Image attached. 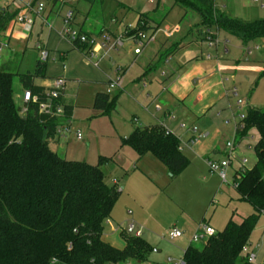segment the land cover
Returning <instances> with one entry per match:
<instances>
[{
  "label": "rangeland",
  "instance_id": "obj_1",
  "mask_svg": "<svg viewBox=\"0 0 264 264\" xmlns=\"http://www.w3.org/2000/svg\"><path fill=\"white\" fill-rule=\"evenodd\" d=\"M32 1L44 5L43 12L34 20L32 38L23 42L12 39L10 44L4 45L0 53V67L14 58L16 63L19 62V73L32 71L41 54L37 45L48 51L47 78L38 79L36 83L50 87L57 78H64L66 100L74 106L71 122L66 125L69 130L61 133L60 131L64 130L61 125L55 136V141L58 140L59 143V155L68 160L86 161L93 165L99 163L101 156H113V161L102 167L109 185H114V180L124 183L125 176L133 171L137 159L136 151L127 145L122 146L121 139L128 137L135 127L147 126L145 116L163 115L157 110L159 103L149 105L146 99L150 98V94L147 93L145 85L137 80L142 72L133 65L136 56L131 44L132 37L124 34L128 27H136L141 14L148 15L151 19L149 26L142 30L147 37L155 34L164 40L183 42L187 47L202 49L211 56L216 55V46L219 56L224 55L225 42L226 48L229 49L228 58L239 64H260L257 60L264 59V38L253 40L244 46L237 37L218 30L216 25L202 22L197 9L211 4V0H196L193 7L177 4L175 0H103L92 10L88 3L76 2L77 12L72 26L76 29L82 27L98 43L103 42L106 36L109 37V44L99 53L98 59H90L87 48L73 49L71 42L62 35L65 16L69 10L67 6L61 7L58 2L53 8L52 0H1L0 3L11 4L16 8ZM216 2L219 7L225 6L223 10L233 16L250 21L264 19V7L253 0ZM30 14L32 18L35 16L33 12ZM112 19L116 20L114 24L111 23ZM104 28L109 29L111 34L103 33ZM165 30L170 32L169 38L164 36ZM208 36H211L212 42ZM118 39L124 41V45L112 48L111 45ZM248 50H251V54ZM147 57L145 53L137 57L144 64V68L148 63ZM96 62L98 66L95 65ZM164 68L163 64L150 73L149 78L153 83ZM236 76L238 84L232 93L235 116L245 114L247 105L264 107V77L259 78V74L254 75L249 71H240ZM118 79L120 87L116 86L109 92L111 99L116 98L114 107L106 114L95 109V95L98 92L108 93L109 83L117 82ZM14 89L15 99L18 105H21L23 89L17 76L14 78ZM185 125L199 128L197 122ZM182 130L186 133L185 129ZM77 131L81 132V139H78ZM172 132L183 140V136L176 130ZM233 137L234 135L223 136L220 143L223 151L226 150V142L232 141ZM258 139L259 134L255 129L239 139V154L248 160L246 168H251L257 161L254 146ZM184 152L191 158L188 150ZM224 157L214 156L218 161ZM192 162L172 182L168 180L166 167L160 162L164 170L163 178L162 172L159 171L158 175L154 176L158 184L149 183L154 192L149 188L150 190L144 189L141 193V200L147 204L143 209L134 207L135 202H139L135 197L130 199L122 194L118 198L113 212H116L123 223L116 222V226L125 228L134 223L136 229H141V237L151 244L147 262L130 261V264L180 262L183 251L194 235L200 232L199 224L208 223L219 232L224 229L233 214L234 221L240 222L244 216L254 212L249 202L239 199L232 184L233 166L229 168L228 180L224 182L217 173L210 171L208 165L196 163L194 160ZM173 227H177L183 235L171 240L168 234ZM117 238L121 242L124 241L119 233ZM250 243L251 249H254L257 255L255 264H264V214H261L255 225ZM192 245L202 248L203 242H193Z\"/></svg>",
  "mask_w": 264,
  "mask_h": 264
},
{
  "label": "trees",
  "instance_id": "obj_2",
  "mask_svg": "<svg viewBox=\"0 0 264 264\" xmlns=\"http://www.w3.org/2000/svg\"><path fill=\"white\" fill-rule=\"evenodd\" d=\"M56 3V0H53ZM92 10L103 0H79ZM196 0H175L177 4L194 6ZM202 22L237 37L244 44L264 38V19L247 21L215 8L197 9ZM18 14L0 5V37ZM149 16L141 14L136 27L125 35L134 37L148 27ZM74 49L83 46L72 44ZM179 44L160 54L159 60L175 53ZM14 59V58H13ZM11 59L0 67V264H126L145 263L151 245L141 236L120 234L123 249L103 239L105 224L119 198L116 185L106 182L103 166L113 157L101 156L96 165L68 160L50 147L58 128L73 116L74 106L64 95L53 98L50 88L35 83L46 79L47 62L38 59L33 71L19 73V62ZM155 66V65H154ZM150 65L144 75L148 74ZM21 88L30 90L38 102H30L21 114L15 99L14 78ZM264 76V72L261 77ZM52 99L63 106L62 117L40 111V104ZM107 92H98L93 107L108 113L115 105ZM244 128L237 129L244 138L252 129L259 134L254 146L257 161L235 177L239 199L249 202L254 212L240 222L231 217L223 230L216 232L199 248L190 244L183 254V264H252L244 251L250 243L255 225L264 214V107L248 106ZM121 145L131 147L142 157L151 154L168 169L173 181L189 164L180 150V139L162 124L136 127Z\"/></svg>",
  "mask_w": 264,
  "mask_h": 264
},
{
  "label": "crops",
  "instance_id": "obj_3",
  "mask_svg": "<svg viewBox=\"0 0 264 264\" xmlns=\"http://www.w3.org/2000/svg\"><path fill=\"white\" fill-rule=\"evenodd\" d=\"M216 1L217 0H211V4L209 5L207 4L203 6V8H206L207 10H213L217 8L219 9V11L227 13L226 11L223 10L225 6H223V8L219 7ZM52 2L54 8V6H56L58 2L54 3L53 0ZM75 3L67 4V5L64 4L68 8H72L74 16L77 12ZM255 3H259L262 8L264 7V0H260V2H255ZM0 5L9 8L11 11H18V14L20 12H24V6H16L15 8L11 4L2 5L0 3ZM64 5L61 4V7ZM43 10L41 12H43ZM40 14H35V16L33 17L34 20L37 16H40ZM150 21L151 19L147 21L148 24L150 23ZM115 22L116 20L114 19L111 20V23L114 24ZM80 29L84 31L82 27H80ZM32 30L33 28L31 30H26L19 25H9L6 32L0 37L1 51L3 46L10 44L12 39L20 42H23L27 38L30 40L32 38ZM157 31L158 29H156V32ZM84 32H86L87 34L89 33L87 31ZM102 32L103 33L108 32L111 34L110 30L107 28H104ZM225 33L229 36H232L227 32ZM113 34L116 33H112V35ZM164 36L166 38H169L171 34L168 30H165ZM239 41L244 46H246L249 43L248 42L244 44L240 39ZM228 42L229 41L227 40V43ZM1 44H3V46ZM131 44L134 49L135 46L133 40ZM175 44H179L180 49H178L175 53H172L171 55L165 57L164 59L159 60L160 54ZM119 45L123 46L124 41L121 40V44ZM211 45L212 44H210V46ZM71 47L73 48L72 43H71ZM224 47H225L224 55L219 56L217 52L218 48L216 46V55L211 56L209 53L207 54L202 49L200 50L198 48L193 49L187 47L183 42H177V41L171 42L168 41V39L164 40L154 34L153 40L148 43L146 48L140 54L136 55L134 53V55L136 56L133 62L134 68L142 72L138 76L137 80L143 83V85H145L147 89V93L149 92L150 94V96L148 95L150 98H146V99L148 100L149 105L150 103H159L160 106L156 104L157 106H159L157 110L162 112L163 114L159 116L158 115L145 116V120L148 123L147 126L162 124L168 131L172 132L173 130H176V132L180 136H183L182 137L183 140L181 141V138L177 136L176 133L172 132L180 139L181 145L183 144L182 152L189 158L190 160L189 166L193 163L192 160H194L196 163L201 162L202 164L207 165L206 163L207 159L214 160L215 159L214 156L217 155L225 156L226 150L223 151L220 148V143L222 141L223 136L234 135L233 137L234 139L236 135V128L233 120L235 116V113L233 111L234 100L232 98V93L236 90L235 85L238 84L236 74L240 71L241 72L249 71L252 72L254 75L259 74V78H261V74L264 72V59L257 60V62L260 64H248V63L239 64V62H236L228 58L229 49L226 48L225 42H224ZM248 52L249 54H251V50H248ZM143 53H145L148 56L147 57L148 63L145 68L143 67L144 64L137 59V57L142 55ZM163 64L165 65V68L160 71L159 76H157L158 77L157 80H155V82L153 83V81H151L149 78L150 73L159 69ZM150 65H153L154 68L148 74L144 75ZM64 99L67 104H71L66 100L65 94H64ZM161 106H163V108ZM248 106L249 105H247V107ZM172 114L175 117L172 116ZM70 122L71 120H67L65 124L67 125ZM195 122H197V124L199 125L198 131L204 136L198 143H196L195 145H191L189 144V140L193 136L192 127H186L187 125L185 124H195ZM147 126H143V127H147ZM182 129H185L186 133H183ZM58 145H59L58 140L57 141L54 140L53 142H51L50 147L53 151L59 154ZM185 150L189 151L192 160L189 157V155H187L184 152ZM107 157H113V156H107ZM160 162L161 161L159 159H157L151 154H146L142 157H140L137 154V159L135 162L134 169L132 172H130L125 176L126 179H124V183H119V180L113 181V184L119 188L120 195L124 194L130 199L135 197L136 200L139 201L137 204L135 202L134 207L143 209L147 205V204L145 205L141 200L142 197L141 193L143 192L144 189L150 190L149 189L151 188L149 186L150 182L158 184L157 183L158 181L157 179H155L156 177L154 176H157L159 171L162 172L161 176L163 178L162 174L164 173V170L163 168H161L159 164ZM164 167L166 166L164 165ZM166 170H167L168 180L172 182V180L168 175V169L166 168ZM151 191L154 192L152 188ZM231 217L234 218V214ZM116 222L123 223V220L119 216H117L116 212L112 211L111 217L105 224L103 239L112 246L119 249H123L125 247V241L121 242L119 238H117V234L118 233L120 234L122 228L117 227ZM250 246L251 243H249L248 245L249 251L254 252L256 254L255 250L251 249ZM187 247L185 248V250L187 249ZM256 261H257V255H256ZM128 263L130 264V262Z\"/></svg>",
  "mask_w": 264,
  "mask_h": 264
},
{
  "label": "built area",
  "instance_id": "obj_4",
  "mask_svg": "<svg viewBox=\"0 0 264 264\" xmlns=\"http://www.w3.org/2000/svg\"><path fill=\"white\" fill-rule=\"evenodd\" d=\"M57 2L61 4H73L79 0H56ZM255 2H260V0H254ZM44 9V5L42 3H35V1L29 2L24 6V12H20L17 14V16L10 21L9 25H19L23 27L26 30H31L34 25V18H32L30 12H33L35 14H40V12ZM26 11V12H25ZM74 20V13L72 8H69L67 11V14L65 16V29L62 31V35L65 36L72 44H77L80 46H83L84 48H87V53L89 54L90 59H98L99 53L108 46L109 44V37L106 36L103 42L98 43L94 37L87 34L86 32L82 31L81 29L74 28L73 25ZM208 39L210 42H212L211 36H208ZM133 43H134V53L140 54L148 45L150 41L153 40V35L150 37H147V35L144 32H139L136 36L132 37ZM121 44V40H117L113 45H111L112 48H115ZM3 46V44H1ZM1 46V47H2ZM38 48L41 50L40 59L42 61H47L49 57V53L47 50L42 49L39 45ZM1 51V48H0ZM95 65L98 66V62L95 63ZM64 86H65V79L64 78H57L53 84V86L50 87V90L48 91V94L54 98H59L60 95H64ZM116 86L120 87V79H118L117 82H110L109 83V89L108 93L115 88ZM22 103H21V114H25L27 112V106L30 102L37 103L38 97L33 95L30 90H24L22 94ZM52 99L48 102L41 103L40 104V111L44 112L49 115H53L56 117H62L64 113L63 106H54L52 103ZM240 104V102H239ZM246 117L245 114H240L237 116H234V123L236 131L237 129L242 130L244 128V119ZM64 127V130H61V133H64L65 130H69L68 127H66V124L62 125ZM193 136L189 140V144L195 145L198 143L202 138L203 135L198 131V128L196 126L192 127ZM78 139H81V132L77 131L76 133ZM237 134L235 135V138L232 141H228L226 143V154L223 160H213V159H207L206 163L210 169L211 172L217 173L220 178L226 182L228 180V170L232 166L234 167V175H233V186L235 188L236 182L235 177L240 178V173L243 172L246 169V163L247 158L243 157L239 154L238 151V143L240 142ZM180 150L183 149L182 145H180ZM250 148V146H249ZM242 157V158H241ZM124 230L129 233L133 234L137 237L141 236V229H136L134 223L128 224ZM216 233V230L212 228L208 224H201L200 226V232L196 233L191 241L193 242H205L208 237L212 236ZM183 234L182 232L177 228L173 227L171 231L169 232L168 236L171 240L177 239L181 237ZM244 251L248 253L249 261L252 264L256 263V254L254 252H250L248 249V246L244 248ZM170 261H172L170 259ZM129 264V263H126ZM174 264H183V258L180 262L174 263Z\"/></svg>",
  "mask_w": 264,
  "mask_h": 264
}]
</instances>
